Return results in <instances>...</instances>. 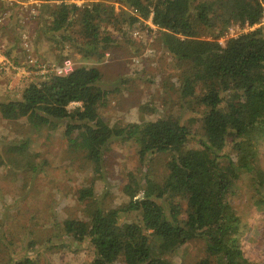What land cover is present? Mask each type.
<instances>
[{
	"label": "trees",
	"instance_id": "trees-1",
	"mask_svg": "<svg viewBox=\"0 0 264 264\" xmlns=\"http://www.w3.org/2000/svg\"><path fill=\"white\" fill-rule=\"evenodd\" d=\"M35 1V35L56 50L70 44L98 61L116 43L107 26L129 34L137 23L150 19L162 50L180 70L179 109L200 115L197 133L181 116L110 124L100 114L108 96L100 70L85 65H73L64 75L50 70L28 83L20 97L0 101L3 119H23L36 131L61 127L68 149L88 161L91 179L77 189L88 221L61 222L73 240L92 245L93 259L85 264H173L170 255L196 238L204 241L206 256L194 264H255L239 245V217L229 198L242 174L252 178L256 193L264 198V171L256 163L264 143V0ZM8 4L14 19L16 4ZM17 21L12 28L15 41L21 38ZM235 23L250 29L219 43ZM72 103L79 105L69 109ZM129 141L137 146L139 166L125 174L122 192L127 200L104 209L97 201L96 176L103 177L110 146ZM191 141L198 148L190 147ZM28 144L24 139L10 150L34 172L37 165L24 156ZM160 153L169 159L159 185L147 162ZM128 212H136L138 219L122 220ZM12 264L37 263L24 256Z\"/></svg>",
	"mask_w": 264,
	"mask_h": 264
},
{
	"label": "rangeland",
	"instance_id": "rangeland-1",
	"mask_svg": "<svg viewBox=\"0 0 264 264\" xmlns=\"http://www.w3.org/2000/svg\"><path fill=\"white\" fill-rule=\"evenodd\" d=\"M13 1L18 13L14 19L11 18L12 9L0 2V13L10 9L7 19L0 23V49L2 54L9 53L6 58L10 63L7 69L0 70V101L20 97L28 83L50 73L53 65L69 58L74 66L85 65L100 70L102 86L108 90L100 114L110 124L155 120L171 115L181 116V121L189 125L193 133L199 132L200 115L179 109L180 70L162 50L157 28L150 19L137 23L129 34L107 26V30L115 35L116 43L98 61L70 44L62 51L56 50L53 44L34 33L36 27L30 11L37 2ZM75 2L80 4L83 0ZM113 7L117 12L119 5L114 3ZM16 19L17 28L30 36L32 46L29 51L24 50L19 36L17 41L14 39L12 28ZM249 29L235 23L218 41L224 44L228 38ZM30 56L38 65L28 62ZM42 63L49 67L46 70L38 68ZM75 106L77 104H70L68 108L74 109ZM24 139L29 140L24 156L37 165L34 172L25 166L24 159H18L10 150ZM189 146L198 148L193 141ZM137 150L131 141L116 142L107 150L103 177L97 175L94 182L97 201L104 209L118 207L127 200L122 186L126 182V172L139 166ZM229 153L234 156L231 150ZM168 159L169 154L160 153L147 162L148 173L159 185L167 175ZM256 163L264 171V143L260 146ZM91 176L88 161L81 153L68 149L61 127L53 132L48 129L36 131L23 119L7 120L0 115V264H12L24 256L34 257L37 264H85L91 261L94 256L92 245L87 240H73L61 225L66 218L88 221L84 204L77 198V189L87 185ZM261 199L264 202L248 174L240 176L235 192L229 198L239 217V245L244 256L255 264H264V203L259 204ZM180 203L184 210L185 202ZM181 217H185L184 212ZM137 219L136 212L122 215L125 221ZM205 256V243L196 238L177 248L170 260L173 264H194Z\"/></svg>",
	"mask_w": 264,
	"mask_h": 264
},
{
	"label": "built area",
	"instance_id": "built-area-1",
	"mask_svg": "<svg viewBox=\"0 0 264 264\" xmlns=\"http://www.w3.org/2000/svg\"><path fill=\"white\" fill-rule=\"evenodd\" d=\"M14 2L13 0H9L8 1V5H12ZM7 7V6H6ZM11 9V8H10ZM9 9V10H10ZM4 11L2 13H0V23H2L5 19H7V16L9 15L10 11ZM35 12L34 8L32 9V11H30L31 15H33V13ZM20 33H21V38H22V44H23V48L25 51H29L30 47L32 46L31 42H30V36L22 29H19ZM28 62L33 64L36 63L37 61L33 58V57H29ZM9 60L6 58V56L4 54H2V51L0 49V70L2 69H7L9 67ZM42 70H46L49 66L45 63L40 64L39 66ZM73 69V62L71 61V59L66 58L62 61V63L60 65L57 66H52L49 70L54 71L57 75H64L69 73L71 70ZM72 104H79V103H72Z\"/></svg>",
	"mask_w": 264,
	"mask_h": 264
},
{
	"label": "crops",
	"instance_id": "crops-1",
	"mask_svg": "<svg viewBox=\"0 0 264 264\" xmlns=\"http://www.w3.org/2000/svg\"><path fill=\"white\" fill-rule=\"evenodd\" d=\"M8 1H9V0H0V2L3 3V4H4V3H5V4H8Z\"/></svg>",
	"mask_w": 264,
	"mask_h": 264
}]
</instances>
